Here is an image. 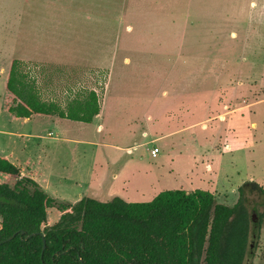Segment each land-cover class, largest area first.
Instances as JSON below:
<instances>
[{"label": "rangeland", "instance_id": "374dc122", "mask_svg": "<svg viewBox=\"0 0 264 264\" xmlns=\"http://www.w3.org/2000/svg\"><path fill=\"white\" fill-rule=\"evenodd\" d=\"M14 59L44 100L94 90L99 115H10ZM262 99L264 0H0V157L57 202L199 189L232 206L244 183L264 190ZM257 203L244 264H264Z\"/></svg>", "mask_w": 264, "mask_h": 264}, {"label": "trees", "instance_id": "16d2710c", "mask_svg": "<svg viewBox=\"0 0 264 264\" xmlns=\"http://www.w3.org/2000/svg\"><path fill=\"white\" fill-rule=\"evenodd\" d=\"M21 66L11 61L5 83L6 110L15 118L40 115L89 124L99 115L94 90L62 106L41 98ZM0 175L13 182H0V264H244L250 247L248 196L258 200V223L264 221V190L253 181L238 187L232 206L199 189L165 190L148 202L83 197L63 203L6 157H0ZM51 208L61 215L47 226Z\"/></svg>", "mask_w": 264, "mask_h": 264}, {"label": "crops", "instance_id": "0c3cea01", "mask_svg": "<svg viewBox=\"0 0 264 264\" xmlns=\"http://www.w3.org/2000/svg\"><path fill=\"white\" fill-rule=\"evenodd\" d=\"M264 101V99H262V100H260V101H257L256 102V104H258V103H260V102H263ZM253 104V103H252ZM10 114V113H9ZM11 115V114H10ZM13 116V115H12ZM34 116H40V115H34ZM33 117V116H32ZM31 117V118H32ZM45 117H47V116H45ZM97 117V116H96ZM30 118V119H31ZM20 119V118H19ZM29 120V119H28ZM154 148H156V147H154ZM128 152H130V149H128ZM7 158V157H6ZM14 164V163H13ZM19 168V167H18ZM21 173H22V175H25V174H23V172L21 171ZM27 176H29V175H27ZM114 177H116L115 175H114ZM125 192H124V190L123 189H120V190H118V191H115V192H113L110 196H108L107 195V197H120L121 199H123L124 201H126L125 199H124V196H122L123 194H124ZM91 198H94V199H96V200H99V201H103V200H101V199H104V198H101V199H97L94 195L93 196H91Z\"/></svg>", "mask_w": 264, "mask_h": 264}, {"label": "built area", "instance_id": "2783aa9c", "mask_svg": "<svg viewBox=\"0 0 264 264\" xmlns=\"http://www.w3.org/2000/svg\"><path fill=\"white\" fill-rule=\"evenodd\" d=\"M157 153H158V149L157 148H153L150 151V154H151L152 157H155Z\"/></svg>", "mask_w": 264, "mask_h": 264}, {"label": "water", "instance_id": "95a60500", "mask_svg": "<svg viewBox=\"0 0 264 264\" xmlns=\"http://www.w3.org/2000/svg\"><path fill=\"white\" fill-rule=\"evenodd\" d=\"M7 240H10V238H9V239H7Z\"/></svg>", "mask_w": 264, "mask_h": 264}]
</instances>
